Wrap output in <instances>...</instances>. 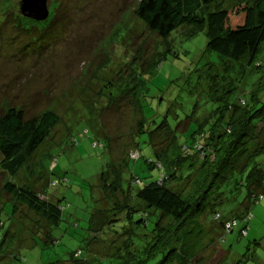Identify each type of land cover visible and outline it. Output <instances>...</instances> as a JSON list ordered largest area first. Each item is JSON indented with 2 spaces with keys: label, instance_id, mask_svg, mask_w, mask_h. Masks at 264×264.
<instances>
[{
  "label": "rangeland",
  "instance_id": "rangeland-1",
  "mask_svg": "<svg viewBox=\"0 0 264 264\" xmlns=\"http://www.w3.org/2000/svg\"><path fill=\"white\" fill-rule=\"evenodd\" d=\"M20 1L0 0V115L12 108L25 118L53 111L60 123L16 178L0 167V264H122L117 254L128 256L123 247L127 241L134 243L131 248L145 245L154 218L145 229L137 219L128 220L127 211L115 210L116 202L126 203L129 197L118 189L104 194L102 175L106 173L110 184L111 167L122 170L125 181L135 175L145 183L161 174L146 165L154 155L149 133L138 135L141 116L132 96L101 100L104 85L124 74L129 63L152 62L165 48L160 64L144 72L147 86L140 97L146 130L166 114L173 125L179 121L194 128L215 119L218 104L207 97V87L209 77L226 76L222 61L208 50L204 30L190 37L181 28L166 42L151 32L135 15L140 0H49L50 16L44 22L24 17ZM258 62L261 69L244 83L264 73V44ZM112 93H118L115 87ZM93 100L106 107L91 108ZM158 136L154 145L165 148ZM203 174L196 177L194 188ZM9 183L30 187L53 203L62 199L59 225L51 229L18 202L5 189ZM245 195V188L240 189L239 202ZM263 206V200L251 206L248 237L236 229L220 240V223L203 215V234L187 264H264V247L259 246L264 240ZM175 226L170 217L162 223L167 231Z\"/></svg>",
  "mask_w": 264,
  "mask_h": 264
},
{
  "label": "trees",
  "instance_id": "trees-1",
  "mask_svg": "<svg viewBox=\"0 0 264 264\" xmlns=\"http://www.w3.org/2000/svg\"><path fill=\"white\" fill-rule=\"evenodd\" d=\"M135 15L163 40L181 28L190 37L206 31L207 48L219 56L223 74L226 73L209 77L207 97L218 104L213 113L215 119L198 122L194 128L182 126L179 121L173 125L166 114L150 132L146 130L140 97L147 86L144 72L160 64L165 48L152 62L129 63L125 73L105 84L100 95L101 100L132 96L141 116L138 135L149 133L154 155L145 160L146 165L161 174L145 183L135 175L125 181L122 170L111 167L114 179L110 184L106 173L102 175L104 194L116 193L118 189L129 197L126 203L116 202L115 210L127 211L126 218L137 219V225L145 229L150 226V217L154 218L150 240L137 249L127 241L123 247L128 256L117 254L118 258L123 259L122 264H133L135 260V264H148L149 260L153 264H187L194 254V243L203 234L199 222L203 215L209 214L220 223L221 236L224 235L220 240L236 229L240 236L248 237L251 206L264 199V73L260 71L257 79L244 83L248 75L262 67L258 58L264 44V0H140ZM232 73L238 79L231 78ZM112 87L116 88V95ZM99 102L93 100L91 108L106 107ZM59 123L60 116L53 111L25 118L22 111L12 108L0 115L1 169L16 178ZM157 135L166 143L165 148L154 145ZM139 157L129 158L137 161ZM202 171L200 186L194 188ZM242 188L246 195L239 202L238 192ZM5 189L51 229L63 219L62 199L53 203L30 187L14 183L7 184ZM166 217L176 221L174 230L163 229Z\"/></svg>",
  "mask_w": 264,
  "mask_h": 264
},
{
  "label": "water",
  "instance_id": "water-1",
  "mask_svg": "<svg viewBox=\"0 0 264 264\" xmlns=\"http://www.w3.org/2000/svg\"><path fill=\"white\" fill-rule=\"evenodd\" d=\"M48 2L49 0H21L19 9L24 17L43 22L50 16Z\"/></svg>",
  "mask_w": 264,
  "mask_h": 264
},
{
  "label": "crops",
  "instance_id": "crops-1",
  "mask_svg": "<svg viewBox=\"0 0 264 264\" xmlns=\"http://www.w3.org/2000/svg\"><path fill=\"white\" fill-rule=\"evenodd\" d=\"M263 201H264V199H263ZM263 208H264V206H263ZM263 244V247H264V240H261V243L259 244V246H261Z\"/></svg>",
  "mask_w": 264,
  "mask_h": 264
},
{
  "label": "built area",
  "instance_id": "built-area-1",
  "mask_svg": "<svg viewBox=\"0 0 264 264\" xmlns=\"http://www.w3.org/2000/svg\"><path fill=\"white\" fill-rule=\"evenodd\" d=\"M228 227V226H227Z\"/></svg>",
  "mask_w": 264,
  "mask_h": 264
}]
</instances>
